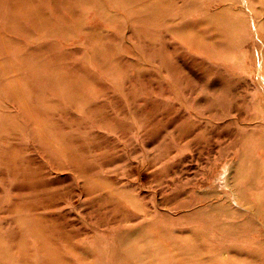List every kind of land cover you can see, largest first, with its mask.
Segmentation results:
<instances>
[{"label":"rangeland","instance_id":"374dc122","mask_svg":"<svg viewBox=\"0 0 264 264\" xmlns=\"http://www.w3.org/2000/svg\"><path fill=\"white\" fill-rule=\"evenodd\" d=\"M0 264H264V0H0Z\"/></svg>","mask_w":264,"mask_h":264},{"label":"bare ground","instance_id":"6f19581e","mask_svg":"<svg viewBox=\"0 0 264 264\" xmlns=\"http://www.w3.org/2000/svg\"><path fill=\"white\" fill-rule=\"evenodd\" d=\"M225 176V175H224Z\"/></svg>","mask_w":264,"mask_h":264}]
</instances>
